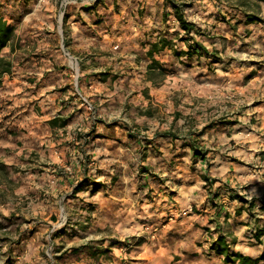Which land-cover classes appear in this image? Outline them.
I'll use <instances>...</instances> for the list:
<instances>
[{
	"label": "crops",
	"instance_id": "obj_1",
	"mask_svg": "<svg viewBox=\"0 0 264 264\" xmlns=\"http://www.w3.org/2000/svg\"><path fill=\"white\" fill-rule=\"evenodd\" d=\"M38 1L24 20L6 19L14 27V37L1 51L9 64L5 70L0 68V150L26 149L52 156L56 145L74 174L50 180L59 182L61 188L67 187L66 193L74 188L75 195L96 199L97 203H90L82 211L91 216L98 214L95 222L90 219L89 229L86 223H80L84 231L70 234L68 241L62 239L67 233L66 228L62 229L57 237L65 241L60 251L71 253L73 248L86 246L74 251L77 260L73 264H93V256L104 254L108 256L107 264H249L255 259L252 264H264V258H260L264 254V210H259L264 209L260 204H264V65L249 66L235 60L227 64L220 60L211 66L191 60L209 59L211 51L221 54L230 46L237 49L243 37L250 45L256 38L264 40L262 24L247 21L251 19L241 7L229 12L223 5L222 10L226 9L229 16L223 22L215 20H223L221 14L225 15L215 0H78L72 5L74 13L63 21L64 27L66 22L69 24V30L65 28L63 32L61 21L56 19L57 0ZM172 3L185 4L184 18L194 23L201 34L185 33L180 28ZM42 4L44 13L38 11ZM39 15L43 30L36 33L29 28L25 32L24 26L38 20ZM31 38L33 41H29ZM190 38L204 47L205 53L188 57L184 52ZM162 40L163 48L149 56L151 43ZM82 51L86 52L83 58L78 56ZM177 57L182 62L189 61V66L184 63L179 68ZM214 67H224L229 72L215 77L207 71ZM155 68L168 75L155 82L150 75ZM195 70H201L197 79L193 77ZM181 81L200 85L196 93L204 90L208 98L232 101L233 109L222 108L213 116L210 111L203 112L208 123L200 133L178 135L173 128L155 131L159 133L158 140L169 142L170 147L173 144L175 150L163 165L156 161L161 174L154 173L157 149L145 146L142 134L131 131L130 109L144 105L147 108L146 102L169 101ZM214 86L218 88L216 95L207 89ZM242 95L247 96L249 105L250 101L260 104L242 111ZM176 112L172 117L179 116ZM218 116L231 120H216ZM63 119L66 123L61 125ZM250 120L260 122V126ZM168 132L172 135L163 136ZM52 134H59V140ZM193 134L202 138L196 146L205 152L196 158L191 149L196 136ZM152 138L146 137L149 144ZM114 141L147 157L146 162L137 161V178L133 182L145 184L140 200L125 188L123 193H108V188L115 186H109L111 179L118 182L120 173L119 177L110 173L105 182L98 181L97 167H91L95 155L114 147ZM215 144H222L224 152ZM180 145L188 149L186 156H179ZM189 157L204 180L205 193H199L200 197L188 193L189 187L184 193L176 189L179 166L192 164L187 163ZM105 159L110 164L107 155ZM174 190L176 193H172ZM139 202L142 203L137 208L135 203ZM94 224L112 233L105 236L102 231L93 236ZM219 235L228 244L223 253L212 247ZM243 258L247 263L242 262Z\"/></svg>",
	"mask_w": 264,
	"mask_h": 264
},
{
	"label": "rangeland",
	"instance_id": "obj_2",
	"mask_svg": "<svg viewBox=\"0 0 264 264\" xmlns=\"http://www.w3.org/2000/svg\"><path fill=\"white\" fill-rule=\"evenodd\" d=\"M76 1L78 0H57L56 19L61 21L63 32L65 28L69 30V24L66 22V27H64L63 21L70 13H74L75 7H72V5H76ZM215 1L220 4V10L223 9V6H226L228 7V11L232 12L230 9L241 7L243 13L250 17H255L252 20H248V18H246L247 21L260 23L264 27L263 0ZM38 2V0H0V10L5 19L14 18L16 21V18H19V21H21V19H25L29 12L35 9V5H37L36 3ZM71 7L73 9H71ZM38 11L42 13L45 12L43 4L38 6ZM223 12L225 14H221L223 16V20L214 19L223 22L225 17L229 16L226 9ZM39 17L40 18L34 22L30 20L29 24L26 27L24 26V31L31 28L36 33H39V30H43V18L40 15ZM229 28L230 27L227 29ZM231 29L235 30L233 28ZM34 38L29 39V41H33ZM256 39H258L254 42L256 44L253 43L250 45L249 43L244 42L243 37L241 39V45L237 46V49L230 46V48L225 52L224 49H222L221 54H219V51H211L212 54L209 59L207 57V59L203 57L202 59L193 58L191 60L203 61L206 65L211 64V66L212 63L219 62L220 60L227 64L235 60L237 62H245L249 66H262L264 65V40L261 38ZM22 44L24 45V43ZM34 44H36L35 40ZM85 53V51H82L81 53H78V56L83 58L86 55ZM175 60L177 62L176 65L179 66V68H181L184 63L186 66H189V61L182 62L178 57ZM166 69L169 70L167 67ZM200 71L195 70L193 72L194 79H197L196 77ZM207 71L211 73L210 75L218 77L223 75L225 72L227 73L228 70L224 69V67L222 70H217L214 67L213 69H208ZM150 73V75L154 77L155 82H159L161 78L168 75L167 73L164 74L163 69L157 70V68ZM174 75L175 74L172 76ZM188 75L189 74H186L184 76ZM175 76L179 78V75ZM205 77H207V75H205ZM199 87L201 86L196 85V83L193 85L191 83L181 81L178 82L177 90L176 92H173L175 95H173L169 101L163 103L156 101L153 103L146 102L147 108H143L145 106L144 105L142 108L138 107L135 109L132 107L130 109L132 114L129 119L132 124L131 131L137 134H142L143 137L141 139L145 146L152 145L155 149H157V153H155L157 155L154 158L155 166L152 170L154 173L159 172L161 174L158 170L159 166H157V164L163 165L164 162L168 161L170 154L173 153L172 150H175L173 144L172 147H170L169 142H166L167 144H163L160 140H158L156 135L159 133L155 131H163L164 129L169 130L170 128H173L178 135H184L189 132L200 133L208 123L205 122V119L203 118V112L207 113L210 111L213 116L217 113V110L220 111L222 108L227 110L233 109V102L230 100L227 102L219 101L215 98H208L207 96L209 93L204 94L203 89L202 93H196ZM207 89L208 91L210 89V94H217L218 88L216 86L213 88L207 87ZM191 90L193 94H191ZM261 90L262 89H260L259 92ZM132 95L133 94L131 93L128 97ZM255 97H257V95ZM241 98L242 104L240 105L242 111L253 110L255 105L260 104L257 101H250L249 105L247 96L242 95ZM130 103L133 106V102L131 101ZM126 104L127 103H125L124 106ZM127 108H129V106H127ZM175 111H177L176 113H178L179 116L172 117ZM142 114H147V116L141 118ZM114 115L116 117L115 112ZM137 115H140L138 120L133 119ZM177 117L179 119L175 120ZM135 120L136 122H133ZM213 120L215 119H208V121L211 122ZM216 120L229 121L231 119L219 118ZM241 120H243V118H241ZM250 121L253 124L255 122L252 120ZM255 124L260 126V122H255ZM69 136L74 137L73 134ZM147 136L153 137L151 139L153 140L152 144L147 142ZM51 137L55 140H59V134H52ZM194 139L197 140L198 145H200L199 139L202 138H199L198 135H196L194 136ZM115 145L118 149H115ZM19 146H21V144H19ZM214 146L218 150L220 149L221 152H224L222 144H215ZM52 148V156L48 154L47 151L45 156L44 154L41 155L40 152H30L26 149L21 152L17 151V149L15 150L14 148H11L12 151L10 152L5 151L4 149L0 150V264H65L67 262V264H73L74 261L77 260V254L74 253V251H71V253H67V251L63 250L60 251L65 241L57 237L61 235L62 229L66 228L67 233L63 234L62 239L68 241L70 234L74 235L77 231H84L80 223H86V228L89 229L90 219L92 222H95L96 217L98 216V214L91 216L90 214L82 212L89 208V205H91L90 203H97L95 198H90V196L87 197L79 193L75 195L73 192L74 188L71 192L66 193V189L68 190L67 187L61 188L59 182L53 183V180H50L52 177L58 178L64 174L68 176L74 174L73 168L69 165V161L66 162L65 158L60 153V148L56 145ZM101 148L102 146L100 145L99 149ZM179 148V156H186L189 152L188 149L183 148L182 145H180ZM96 149L98 150V148ZM103 153L104 154L100 156L95 155L91 166L97 167L96 173L97 177L99 176L98 181L105 182V179L110 175V173H114V175H118V177L120 173V180L118 182L114 183V179H111L113 184L110 182L109 186H115L108 188V193H123L125 188L127 193H130L131 196H137V200H140L145 192V189H143L145 184L140 183L136 185L135 183L133 184V182H135L137 178V161L141 159V161L143 160V162H146L147 157L144 159L142 155L138 156V154H140L139 151L134 149L131 150L129 145H123L117 141H114V147H108L107 150H103ZM105 155L111 159L110 164L109 160L105 159ZM189 161L192 163L189 166H179V170L177 171L178 175L175 177V181H177L178 184L176 189L180 191L179 193H184L185 189L190 188L191 192L188 193H196L197 195L195 196L200 197L199 193H205V184L202 182L204 180L202 179L200 172L196 169L195 161H193L190 157L188 158L187 163H189ZM89 173L91 175V170ZM126 178L127 180L129 179V181H127ZM74 181L75 180H73V183ZM152 182L154 185H157L156 180H153ZM173 184L174 183L172 182V189H175ZM167 185L170 187V182ZM94 187H98V189L100 188L98 185H94ZM119 189L120 192H117ZM148 193L151 192L148 191ZM172 193H176V191L174 190ZM141 203L142 202L137 204L135 203V206L138 208ZM260 204L261 207L264 206L263 203ZM247 206L249 207V205ZM259 210L263 211L264 209L259 208ZM87 211L89 212L90 210L88 209ZM91 229H94L92 230L94 232L93 236L102 231L105 236L112 233V231H108L107 228L101 230L95 224L92 225ZM114 233L117 234L116 231H114ZM118 237L119 234L117 235V238ZM55 238L57 239V242ZM97 242L100 243L99 241ZM79 248L86 249L87 247L80 245ZM93 258V264L109 263L108 256H105V254L103 256H93ZM85 264L89 263L85 262Z\"/></svg>",
	"mask_w": 264,
	"mask_h": 264
},
{
	"label": "trees",
	"instance_id": "obj_3",
	"mask_svg": "<svg viewBox=\"0 0 264 264\" xmlns=\"http://www.w3.org/2000/svg\"><path fill=\"white\" fill-rule=\"evenodd\" d=\"M264 1V0H263ZM184 3H180V4H174L172 3V6L174 8V12H175V17L177 18L178 22H179V26L180 28H182L185 33H189L190 31H195L198 32V34H201L196 28H195V24L192 22L187 21L184 16H183V12H182V7L184 6ZM250 17V16H249ZM255 17H250V19H254ZM14 37V27L7 22V20L5 19L3 13L0 10V68L5 70L8 66V61H6V59L1 56V51L8 46V44L12 41ZM188 38V37H187ZM182 40H185V37H181ZM189 39V38H188ZM190 43L188 45V50L185 51L184 53L187 54V56H192V55H202L203 53H205V49L204 47H202L198 42L192 40L190 38ZM165 44V40L158 42H154L151 43V47L150 49L147 51V54L149 56L153 55L154 51H157L161 48H163ZM152 63H156V61H152ZM52 123H55V121H53ZM66 123V119H63L60 124L64 125ZM170 136L172 135L170 132L168 133H163V136ZM193 145L195 146H191V149L193 151V154L196 157L198 156H203L205 154V152H203L200 148H198V146H196L197 140H193ZM250 206H252V202L250 203ZM227 242L226 239L224 238L223 235H219L216 239V241L213 243V249H215L218 253H223L226 249H227ZM81 248L77 247V248H73V251H79ZM260 258H264V254L260 257ZM227 260H229V258H226ZM243 263H247L246 262V258L241 259ZM257 260L255 259L254 261H252L249 264L255 263Z\"/></svg>",
	"mask_w": 264,
	"mask_h": 264
}]
</instances>
